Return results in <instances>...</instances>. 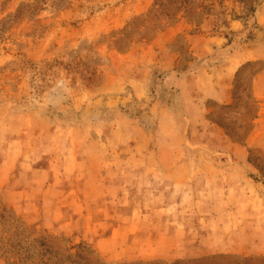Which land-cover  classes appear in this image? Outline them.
<instances>
[{
  "label": "rangeland",
  "instance_id": "obj_1",
  "mask_svg": "<svg viewBox=\"0 0 264 264\" xmlns=\"http://www.w3.org/2000/svg\"><path fill=\"white\" fill-rule=\"evenodd\" d=\"M263 74L264 0H0V160L61 190L0 195V264H264Z\"/></svg>",
  "mask_w": 264,
  "mask_h": 264
},
{
  "label": "crops",
  "instance_id": "obj_2",
  "mask_svg": "<svg viewBox=\"0 0 264 264\" xmlns=\"http://www.w3.org/2000/svg\"><path fill=\"white\" fill-rule=\"evenodd\" d=\"M264 74L260 77V80L255 84L256 98L259 100L260 110L258 112V117L255 119V128L248 139V144L250 143L252 146H260L264 148ZM233 78L232 73H224L221 77H219L218 82L216 84V88L208 94V98H213V100L217 102H221L227 104L231 101V89L230 84ZM205 122L208 121L206 117L203 118ZM213 121H209L211 124ZM212 127L215 132L225 135V131L223 126L220 124L213 122ZM257 132V133H256ZM256 133L255 138H253V134ZM217 134V135H218ZM7 146V145H6ZM10 150L8 153L6 149ZM16 150V149H15ZM20 151V149H17ZM26 160L22 157V154L19 156H15L10 146L5 147V156L0 160V195L5 198V201L9 206L16 208L17 205L21 207L23 212V219L25 222L31 223L34 221V215L32 211L35 210L44 200H51L54 205L59 196L61 195V190H59L58 186H56V182L52 178L53 182H50L47 177H50V171H44V169H35L32 168L30 172H27L26 169ZM248 169V166H247ZM19 170V171H18ZM16 171L20 172L19 179L21 176L27 177L29 179L32 178L33 186L32 188L29 185H18L16 187L10 188L12 180L16 179V175L14 174ZM47 186V187H46ZM36 190H34V188ZM46 191V192H45ZM49 192V193H48ZM18 193L20 195V199L17 200L14 198V194ZM50 197V198H49ZM46 198V199H45ZM55 208V207H54ZM55 211V210H53ZM50 219V216L47 217ZM45 223V222H43ZM47 224V223H45ZM44 225V224H43ZM53 225V224H52ZM120 227V225H116L113 229ZM60 231L63 233H69L70 227L69 225H61ZM66 229H69L66 230ZM94 233V231H92Z\"/></svg>",
  "mask_w": 264,
  "mask_h": 264
}]
</instances>
